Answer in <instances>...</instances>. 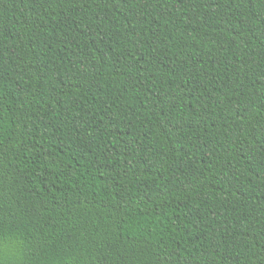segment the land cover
Masks as SVG:
<instances>
[{"label": "trees", "instance_id": "obj_1", "mask_svg": "<svg viewBox=\"0 0 264 264\" xmlns=\"http://www.w3.org/2000/svg\"><path fill=\"white\" fill-rule=\"evenodd\" d=\"M0 264H264V0H0Z\"/></svg>", "mask_w": 264, "mask_h": 264}]
</instances>
